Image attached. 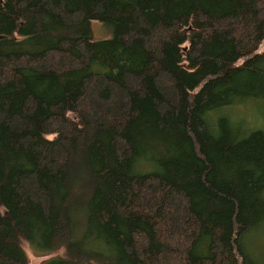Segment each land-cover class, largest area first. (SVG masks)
I'll return each instance as SVG.
<instances>
[{
    "label": "trees",
    "instance_id": "obj_1",
    "mask_svg": "<svg viewBox=\"0 0 264 264\" xmlns=\"http://www.w3.org/2000/svg\"><path fill=\"white\" fill-rule=\"evenodd\" d=\"M152 2L0 0V89L55 81L65 93L60 105L46 102L49 93L45 99L28 95L21 115L0 112V155L10 136L23 149L32 148L39 168L31 175L4 163L9 199L23 208L40 205L50 252L60 253L57 264H245L237 252L227 251L218 231L240 230L259 216L258 209L240 214L238 209L264 200V143L262 156L246 159L238 169L229 156L235 148L231 139L223 152L206 155L209 141L201 137L200 125L207 106L194 95L174 150L160 142L167 120L178 117L184 80L221 74L229 48L236 62L243 60L233 69L252 67L251 60L264 56V48L257 53L264 41V0H218L222 18L208 16L204 0H191L176 69L166 62V48L177 46L175 24L167 25L166 18L148 23L145 9ZM119 3L131 15L110 25L106 8ZM94 21L112 31V38L96 41ZM127 52L140 60L138 74L122 76L104 63ZM53 56L58 65L41 63ZM235 81L229 84L237 89ZM239 88L264 104V81ZM5 94L0 92V100ZM147 152L155 155L161 172L133 171ZM100 202L107 203L105 219L121 233V251L112 258L85 249L75 234L84 232ZM2 209L0 201V225L11 226L0 234V264H28L21 244L26 236ZM205 234L211 235L210 252L195 254Z\"/></svg>",
    "mask_w": 264,
    "mask_h": 264
},
{
    "label": "rangeland",
    "instance_id": "obj_2",
    "mask_svg": "<svg viewBox=\"0 0 264 264\" xmlns=\"http://www.w3.org/2000/svg\"><path fill=\"white\" fill-rule=\"evenodd\" d=\"M205 11L211 18H222L223 13L219 7L218 0H204ZM153 3V4H152ZM150 6L145 9L147 22L158 24L164 18L167 25L175 24V30L172 35L175 37L176 48L168 46L166 48V62L169 66L177 68L182 58L180 50L184 47L185 32L189 16L193 12L191 0H153ZM132 10L125 4L119 3L109 5L106 8V20L110 25L121 22L131 15ZM50 18L46 21L49 26ZM187 21L184 22V20ZM181 22H183L181 24ZM93 31L96 41L108 40L112 38L108 28H104L98 21L93 22ZM26 44V43H25ZM31 47H34L31 45ZM264 48V41L257 51L261 53ZM30 51V50H29ZM243 60L236 62L234 51L229 48L227 55L228 65L224 67L221 74L213 73L202 77L199 81L184 80V90L181 94V107L178 117L174 120L168 119L164 127L161 138V147L167 150H174L176 138L186 124V104H189L190 95L196 96L199 104L207 106L206 112L201 118L200 135L203 139L209 141V148L206 155L212 157L224 151L226 143L231 139L235 143V148L229 151L232 160V168H240L239 164L251 157L262 156L261 147L264 143V104L254 101L253 93L249 90L244 95V90L239 88L242 84L247 86L251 81L257 83L264 81V56L256 57L254 66L233 69L234 66L241 67ZM42 64L58 65L59 57L53 56L45 59ZM104 63L111 67L119 75L138 74L141 71L140 60L132 53L127 52L123 55H116L104 59ZM234 65V66H233ZM229 69H233V77ZM218 75V76H216ZM25 79H28L25 77ZM235 81L237 89L229 84ZM5 99L0 100V112H4L9 117L21 115L23 112V102L28 95H35L44 98L49 93V105H60L64 101L65 93L62 87L55 81L27 83L22 81L16 83L5 90ZM4 95V94H2ZM45 99V98H44ZM75 115L69 113L68 117L74 119ZM56 135H48L52 140ZM42 141L39 143L42 145ZM45 144V143H44ZM4 154L0 155V201L6 208L1 210L4 214L10 213L12 221L22 230L26 236V241L21 244L26 252L28 264H57L60 257L59 251L50 252L49 240L50 230L46 217L39 204L31 203L27 207L15 206L9 199L8 190L11 187V180H8L3 169L5 164H10L13 168H19L25 173L33 175L38 168L36 156L31 147L27 149L18 145L12 137L8 136L3 141ZM5 163V164H4ZM155 155L147 152L144 158L137 161L133 171L138 174H144L150 171L161 172ZM260 203L251 205H241L238 213L259 210V216L248 227L230 229H221L218 231L219 239H222L224 247L228 252H236L243 258L245 264H264V200ZM96 214L91 216L82 233L75 231L78 238L82 240L85 249L96 253L105 258L115 257L122 247L120 231L112 224L110 220L104 217L107 211V203L100 202L95 206ZM73 225V221H71ZM10 223L2 221L0 225V234H6L10 228ZM238 229V228H237ZM236 231V232H235ZM80 236V237H79ZM211 235L205 234L204 238L197 244L195 254L207 255L210 252ZM213 242V241H212ZM64 252H61L63 256ZM237 255V254H236Z\"/></svg>",
    "mask_w": 264,
    "mask_h": 264
}]
</instances>
